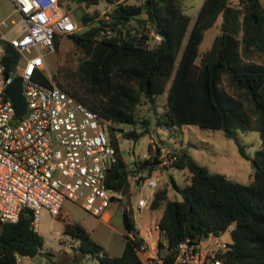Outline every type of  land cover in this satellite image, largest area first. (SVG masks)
Returning a JSON list of instances; mask_svg holds the SVG:
<instances>
[{
    "label": "trees",
    "instance_id": "16d2710c",
    "mask_svg": "<svg viewBox=\"0 0 264 264\" xmlns=\"http://www.w3.org/2000/svg\"><path fill=\"white\" fill-rule=\"evenodd\" d=\"M67 1L69 8L72 3L91 7L101 1L111 6L106 13L108 20L80 15L82 29L69 35L84 53L78 72L95 98L73 95L106 119L131 128L124 133L126 138L138 141L151 131V119H138V106L145 98L150 110L156 109L158 96L165 93L166 103L164 113L158 117L159 125L180 130L186 125L223 129L227 137L237 141L241 155L247 159L250 156L240 142L238 131L253 128L260 131L262 148L252 160L255 171L248 184L221 173H211L187 150L176 149L178 160L173 165L188 169L191 181L180 188L172 180V186L183 195L182 200L172 199L169 186L162 185L150 205L152 210H163L158 225L167 241L168 252L160 264H181L176 262V248L187 239L200 246L203 240L227 231L231 233L232 242L228 243L225 253L219 255L222 264H264V63L253 59L255 55H264L261 0H240L234 5L231 0H205L185 45L191 17L184 12L181 0H146L142 4L127 0L120 3L114 0ZM147 1L150 5L145 9ZM219 19L220 33L211 48L200 54L206 31ZM132 20H137L144 38L149 36L144 32L148 29L163 31L168 40L153 47L145 45L139 39L140 31L135 33L131 28ZM126 21L128 23L123 25ZM108 27L113 33H107ZM59 38H56L57 48ZM18 59L15 49L6 44L2 63L7 74ZM36 78L51 85L44 73H37ZM225 82L234 93L229 92ZM246 102L250 103L251 112ZM253 116H256L254 122ZM113 144L117 161L106 181L109 188L128 202L123 210L126 229L123 253L109 254L84 226L69 219H65L64 233L78 242L77 258L90 255L100 264H144L137 252L144 240L138 236L131 206V177L154 173L161 163L152 164L155 155L136 162L130 169L116 139ZM160 156L159 153V161ZM62 214L69 216L63 209ZM32 220L30 209H25L16 223L0 219V264H19L18 257H33L42 252L45 240L33 230ZM131 233L138 237L131 239ZM158 246L162 248L163 242L159 241Z\"/></svg>",
    "mask_w": 264,
    "mask_h": 264
},
{
    "label": "built area",
    "instance_id": "2783aa9c",
    "mask_svg": "<svg viewBox=\"0 0 264 264\" xmlns=\"http://www.w3.org/2000/svg\"><path fill=\"white\" fill-rule=\"evenodd\" d=\"M8 1L12 13L0 21V219L16 223L23 211L30 209L33 230L38 232L42 210L48 209L59 217L68 200L79 203L94 216L104 217L113 203L123 201V196L109 188L106 181L117 161L113 140L117 139L114 133L119 124L92 110L51 78L50 86L36 78L46 66V53L40 48H46L47 53L56 52V38L76 33L82 25L61 0ZM13 14L20 17L17 22L12 19ZM107 29V33H113L112 28ZM16 30L18 33L11 36ZM144 32L149 35L147 38L141 32L138 36L145 45L164 40L155 30ZM6 44L19 56L9 74L2 63ZM34 49L39 53L33 55ZM19 76L27 101L22 116L16 115L6 93ZM130 129L127 127L124 133ZM161 158L163 165L171 167L178 160L177 151L163 148ZM131 181L133 195L134 187L141 190L138 210L148 208L161 186V177L145 172L132 176ZM130 237L135 240L138 236L131 233ZM228 248L226 242L203 248L187 239L176 248V262L222 264L219 255ZM147 250L145 242L137 247L139 254H146ZM161 262L151 256L144 260V264Z\"/></svg>",
    "mask_w": 264,
    "mask_h": 264
},
{
    "label": "rangeland",
    "instance_id": "374dc122",
    "mask_svg": "<svg viewBox=\"0 0 264 264\" xmlns=\"http://www.w3.org/2000/svg\"><path fill=\"white\" fill-rule=\"evenodd\" d=\"M127 1H129V3L142 4L146 0ZM204 1L205 0H181L184 12L192 19L184 45ZM231 2L239 3L240 0H231ZM261 3L264 6V0H261ZM64 4L65 8L76 18L79 25H82L79 20L80 15L89 14L98 16L97 19H105L106 13L110 10V6L106 1H101L98 5L91 7L72 3L69 8L67 0H64ZM12 10L13 8L8 0H0V21L10 15ZM105 11L107 12L105 13ZM12 19L17 22L20 17L17 14H13ZM8 22L10 27L11 21ZM220 23L221 19H219L212 28L206 31L204 39L200 44V54L211 48L216 36L220 33ZM131 28L135 33L143 31L142 28H138L137 20L131 21ZM6 30L7 28H3V31ZM17 33L18 31L16 30L11 33V36H15ZM155 44L157 43L151 41L150 46L153 47ZM39 51L46 53V66L43 73L48 78H51L52 81L81 98L90 100L95 98L88 92V86L86 82L81 79L78 72V65L85 56L84 53L74 44L71 37L64 36L59 38V46L54 53H47V49L44 47H41ZM39 51L34 49L33 55L38 54ZM253 59L257 62L264 63V55H255L253 56ZM225 86L229 92L234 93L226 82ZM166 94L167 93L158 96L156 109L150 110L149 104L146 102L145 98L142 99V102L138 106V119L140 121L147 118L151 119V131L148 134L141 137L138 141L128 139L124 136V129L127 128L126 125H118V129H116L114 133L130 169L135 167L136 162L145 160L150 156L153 157L158 151L162 156L163 148L187 150L194 160L200 165L205 166L209 172L224 174L236 182L244 184L250 183L253 180V174L255 171L252 160L255 157L256 152L262 148L260 131L255 128L248 131H238L240 142L246 147V152L250 156V158L247 159L241 155L237 141L233 138L227 137L223 129H208L196 125H186L180 130L178 127L159 125L158 117L164 113ZM246 107L249 111L251 110L250 103L246 102ZM255 119L256 116H253V122ZM154 174L161 177V186L170 184L169 196L172 199H183L181 192L172 186V180H174L180 188H185L191 181V173L188 169L180 168L175 165L168 167L161 163L154 171ZM133 192L134 195L132 194L131 206L133 207L134 218L136 219L137 224L140 225L141 214L137 208V201L141 190L136 186L134 187ZM122 200L123 201L115 202L111 205L109 209L111 214L110 222L101 220L100 218L102 217L92 215L85 211L79 203L71 200L64 203L63 210L69 215H75L77 218L85 215V213L92 215L93 225H100V228L103 229L104 233H107L109 228H114L113 243L116 242L117 244L124 241V236L126 234L123 221V210L128 202L126 198ZM149 213L150 212H145L144 214L145 224H148V222H151L152 220ZM62 216L66 217V214L54 217L48 209L42 210L38 231L45 240L42 252L33 257H21L19 264H52L53 262L68 264L71 261L76 264H100L97 258L90 255L79 256L78 258L75 257L77 254L78 242L64 233L65 220ZM225 242H232L230 231L222 233L220 236L203 240L204 246L201 247L210 248L213 244L216 245ZM111 250L113 249H107L106 247V251L109 254H111Z\"/></svg>",
    "mask_w": 264,
    "mask_h": 264
},
{
    "label": "crops",
    "instance_id": "0c3cea01",
    "mask_svg": "<svg viewBox=\"0 0 264 264\" xmlns=\"http://www.w3.org/2000/svg\"><path fill=\"white\" fill-rule=\"evenodd\" d=\"M233 5L234 4H238V3H234L231 2ZM192 21V19H191ZM168 186H170V184H167ZM140 211V210H139ZM145 212H150L149 215H151V222H148V224L144 223V214ZM71 213V212H69ZM141 214V219H140V225L137 224V221L135 219L136 222V227L138 229V236L144 240V242L146 243V245L148 246V250L146 252V254H139L141 259L144 261L145 258L147 256H151L154 257L157 260H161L162 261V257L165 256L167 254V241L165 239V237L161 234L160 229L157 228L159 227L158 225V221L160 220L162 214H163V210L162 209H157V210H152L150 208V206L148 208H145L143 210L140 211ZM65 219H69V221L71 222H76L81 224L82 226H84L92 235V237L94 239H97V241H99L105 248L107 249H113L111 250V254L112 255H121L124 251L125 248V244H126V237L124 236V241L123 242H119L116 244V242L113 243V238H114V228H109L107 233H104L103 229L100 228L99 226H94L92 223V215L85 213V215L83 216H79L78 218L75 217V215H69L68 217H64ZM95 218V217H94ZM101 220H105L107 222H110L111 219V214L110 212L105 215L104 217L100 218ZM98 219V220H100ZM159 241L163 242V247L160 248L158 246ZM200 246H204L203 243ZM109 247V248H108ZM114 251V252H113Z\"/></svg>",
    "mask_w": 264,
    "mask_h": 264
},
{
    "label": "water",
    "instance_id": "95a60500",
    "mask_svg": "<svg viewBox=\"0 0 264 264\" xmlns=\"http://www.w3.org/2000/svg\"><path fill=\"white\" fill-rule=\"evenodd\" d=\"M149 5L150 2L147 1V5L145 9H148ZM127 23L128 21H126L123 25H126ZM159 33L164 37L165 40H168L167 34H165L163 31H159ZM22 82H23L22 77L19 76L15 79L12 85L6 90L7 95L11 98L14 104L17 116L24 115L27 110V101L23 94ZM158 155H159V151L156 153V159L152 162L153 165H158L161 163V161L157 159Z\"/></svg>",
    "mask_w": 264,
    "mask_h": 264
}]
</instances>
